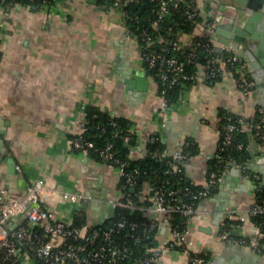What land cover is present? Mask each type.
Listing matches in <instances>:
<instances>
[{
  "label": "crops",
  "instance_id": "obj_1",
  "mask_svg": "<svg viewBox=\"0 0 264 264\" xmlns=\"http://www.w3.org/2000/svg\"><path fill=\"white\" fill-rule=\"evenodd\" d=\"M194 2L198 22L207 18L218 22V31L207 35L219 54L221 72L216 79L198 78L181 88L168 110L160 109L157 82L116 9L103 10L93 0H62L39 8L0 2V189L22 198L27 185L39 179L49 192L46 207L55 219L72 223L77 208L84 212L87 225L111 216L106 199L121 196L118 171L87 150L73 149L70 142V135L82 129L88 105L133 121L137 138L131 157L144 152L153 133L161 134L169 150L192 138L196 150L183 169L189 180L204 185L217 149L220 111L248 119L257 107H264V69L259 76L255 72L257 52H264V3L252 7L249 0ZM237 30L244 41L233 38ZM200 33V25L178 33L179 47H187ZM223 51L235 54L250 78L256 77L248 92L238 87L223 64ZM247 150L248 169L223 172L187 222L184 245L191 251H207L205 264H264V242L254 248L259 235L250 218L232 229L245 242L219 239L226 214L248 209L264 191V144L250 138ZM247 175L263 188L257 191ZM55 190L90 193L92 198L70 202ZM26 223L22 214L0 224V238L2 229ZM163 224L155 236L164 246L161 264H189L180 248L166 247L170 233Z\"/></svg>",
  "mask_w": 264,
  "mask_h": 264
},
{
  "label": "built area",
  "instance_id": "obj_2",
  "mask_svg": "<svg viewBox=\"0 0 264 264\" xmlns=\"http://www.w3.org/2000/svg\"><path fill=\"white\" fill-rule=\"evenodd\" d=\"M62 0H44L43 6H53ZM95 3L97 0H93ZM129 0H113L111 3H104L99 6L103 10L116 9L122 16L125 30L128 34L136 36L127 26V19L130 13L125 8ZM157 7L155 18L150 25L142 27L139 32L140 42L138 48L145 68L153 70L159 78L161 86L160 109L168 110L173 106V102H169L166 95L167 89L175 84L185 81H195L198 78H213L221 72V63L213 44L210 39L201 40L196 36L212 33L216 30V21L214 19H204L197 22L196 25L202 26L203 33L193 37L191 41L192 48L185 57L175 52L179 49L176 38H169L157 33L154 36L150 29L159 30V22L170 16L173 12L178 13L186 18H194L197 15L194 0H155ZM131 18H136L131 15ZM165 29L170 31V24L164 25ZM179 30L177 32L181 33ZM205 48L209 57L203 64L197 66L193 71H187L186 65L192 63L197 55V48ZM235 54H228L226 61L231 63L235 61ZM224 64V63H223ZM240 86L243 92H248L253 86V80H247L244 77V68H240ZM257 116L245 118L243 116L234 120L231 115L226 116V122L223 125L225 135L220 146L223 150L225 144L230 143L232 133L239 129L240 126H246L257 133V140L264 144V107L259 106L256 109ZM161 122V126H163ZM158 133V132H157ZM161 135L160 133H158ZM161 137V136H160ZM72 148L75 150H87L93 148L98 154L104 158L115 160V167L119 176L125 175V181L121 187V196L118 198H108L106 203L112 208V214L115 212V218H112L105 224L73 225L62 220L55 219L46 207L47 188L39 179L32 181L27 185L26 193L22 198H14L9 196L3 188L0 189V224L14 220L22 214H26L27 223L18 226L2 229L0 238V246L5 247V257L8 262L5 264H24V260L29 258V264H161L164 246L157 243L146 244L144 242L151 241V230L155 228L154 238L158 231V226L166 224L169 228L170 238L166 242L168 248H180L185 255L189 264H205V258L200 252L191 251L185 247L183 242L184 230L171 227L169 217L172 213H177L180 217L186 219L196 212L194 199L206 196L211 188H213L219 177L226 170L239 167L246 171L248 161L243 164L235 162H226L221 169L213 168L208 172L206 182L202 188L194 191L190 190L188 185L170 187L168 180L165 186L152 191L150 182H146L147 189L134 191V179L124 172V161H119L112 151V143L106 142L103 145H94L91 140L82 139L80 133L72 137ZM238 147L242 146L241 142L237 143ZM131 151V150H130ZM173 156L171 167L177 170L179 162L185 157L180 147L170 150ZM216 149L213 156L216 159L215 164L219 165L223 162L221 152ZM196 184V183H195ZM59 196L70 202H80L82 200L91 199L90 193H78L69 191H56ZM190 195V199L185 196ZM145 201L147 203H140ZM78 210L80 208H77ZM141 210L145 217L143 221H136L125 216L126 213ZM264 216V191L257 196L255 203L248 209L233 215L230 211L226 214L220 226L219 239L221 241H237L245 242V239L239 234H234L232 229L237 226L241 227L246 218L253 216ZM109 216L108 218H110ZM107 218V219H108ZM235 219L238 223L228 224L226 220ZM34 227L31 230L30 225ZM163 224V225H164ZM187 225V223H186ZM259 237L263 236L256 225ZM10 233L12 239L8 238ZM156 239V238H155ZM19 240L20 245L15 241ZM25 243L24 246L21 244ZM142 243V244H141ZM144 243V244H143ZM142 245V246H141ZM29 247V248H28ZM254 248L258 249L257 243ZM28 249L32 250L29 253Z\"/></svg>",
  "mask_w": 264,
  "mask_h": 264
},
{
  "label": "trees",
  "instance_id": "obj_3",
  "mask_svg": "<svg viewBox=\"0 0 264 264\" xmlns=\"http://www.w3.org/2000/svg\"><path fill=\"white\" fill-rule=\"evenodd\" d=\"M0 2L6 3L8 5L12 3H19L23 5H30L32 8H39L43 6L44 0H0ZM113 0H97V4L100 6L104 3H111ZM195 3V2H194ZM157 7V2L155 0H129L126 4L125 8L130 13V17L127 19V26L130 30L137 35V42H140V36L139 32L142 29V27H147L150 25L152 20L155 18V11ZM131 15L135 16L136 18H131ZM200 17L197 15L194 18H186L185 16H182L178 13H172L170 16L166 17L164 20L160 21L159 24V30H152L150 29L151 33L156 36L157 33L162 34L163 36L169 38L170 40H174L177 36V32L179 30L183 32H191L197 22L199 21ZM170 24L172 26V29L170 31L166 30L164 25ZM196 38L201 40H207L209 39V36L206 34L196 36ZM209 42H211L209 40ZM191 44V43H190ZM188 45L185 48H179L175 49L173 52L176 54L185 57L188 54V51H190L192 48H190L191 45ZM140 51V49H139ZM197 55L194 57V61L190 64L186 65L187 71H193L197 68L198 65L203 64L206 59L209 57V54L205 48H197ZM141 53V52H140ZM215 55L219 54L217 52H214ZM228 54H232L228 51H223L220 55L222 57L223 63L225 67L230 70L232 76L237 82L238 87L243 91V87L240 86L239 81L240 78V68L242 66L241 62L237 58L235 61H232L231 63L227 62L226 56ZM147 72H149L156 80L158 85V94L160 93L161 86L159 85V78L157 76V73L153 70H149L148 68ZM221 71V70H220ZM220 76L217 74L213 78L208 79H216ZM244 77L249 80L250 76L247 72L244 71ZM193 81H185L184 84L178 83L175 84L167 89L166 97L169 102H173L178 99L181 88L184 86H187ZM231 115L232 118L236 121H238V118L241 117L240 115H237L227 109L220 111V122H219V131H218V140H217V149L218 152L220 151V146L222 145V140L225 135V130L223 129V125L226 122V116ZM257 112L254 116H257ZM133 121L129 119L126 116H113L109 114L107 111L102 110L94 105H88L85 108V120L82 125V129L79 132L82 139L91 140L94 145H103L106 142L112 143V151L116 158H118L119 161H124V173L131 175V177L134 179V191H138L142 189V186L146 182H150L152 185V191L157 188H162L166 185L164 183L168 180V185L170 187L174 186H183L188 185L190 190L194 191L196 189L202 188V185L195 184L191 180H189L184 172L183 169V162L195 152L196 150V144L194 143V140L190 137H186L181 143L180 148L182 149L183 153L185 154V157L179 162V167L177 170H173L171 167V161L173 159L172 153L167 147L166 142H164L160 135L158 133H153L149 135V137L146 140L145 143V149L144 152L137 156V157H131L130 156V148L135 144L137 134L132 127ZM76 134H71L70 138L75 137ZM250 138H255L257 140V133H255L252 129L246 127V126H240L239 129L235 130L232 133V139L230 143H227L224 145L223 150L220 151L221 155L223 157V162L219 165H216V159L214 156L209 160V167L207 170L208 172L213 169H221L226 162H235L236 164H243L244 162L249 160V153L247 150V143ZM241 142L242 146L238 147L237 143ZM87 152L94 158L102 160L104 162L109 163L110 165L116 167L117 162L115 160H111L108 158H104L98 154L96 150H93V148H88ZM125 175H122L119 177L118 185L121 188L124 181H125ZM207 178V176H206ZM216 186V185H215ZM214 186V187H215ZM214 187L211 188L209 193L206 196L198 197L194 199L195 207H198L199 201L203 197H207L211 195V193L214 191ZM186 199H190V195L185 196ZM140 203H147L145 201H141ZM115 212L113 215L104 220L101 224L107 223L112 218H115ZM126 217L129 219L136 220L138 222L145 220L147 217L144 216L143 212L141 210H135L129 213L125 214ZM250 219L254 222L255 225H257L260 229V231H263L264 233V216H253L250 217ZM171 227L178 228L179 230H184L186 228V219L180 217L177 213H172L169 217ZM228 224L238 223V220L235 219H229L226 220ZM82 223H85V215L82 209H79L75 211L74 218L72 221L73 225H80ZM154 232L155 228L151 230V241H146L144 243L148 244H155L156 239L154 238ZM8 238L12 239L10 233H8ZM264 242V234L263 236L259 237L257 240V246L261 247L262 243ZM16 244H19L20 241H15ZM143 243V244H144ZM142 244V243H141ZM20 245V244H19ZM22 246L25 245V243L21 244ZM142 246V245H141ZM29 248V247H28ZM29 253H32V250L28 249ZM5 247L2 245L0 246V264H5L8 262V259L5 257ZM202 256L205 258V263L209 257V253L207 251L200 252ZM16 264L20 262V260L17 258L15 260Z\"/></svg>",
  "mask_w": 264,
  "mask_h": 264
},
{
  "label": "water",
  "instance_id": "obj_4",
  "mask_svg": "<svg viewBox=\"0 0 264 264\" xmlns=\"http://www.w3.org/2000/svg\"><path fill=\"white\" fill-rule=\"evenodd\" d=\"M251 2H252V3H251ZM263 3H264V0H249L248 5H250V6H252V7H257V5H258V6H261ZM215 21H216V20H215ZM217 27H218V22L216 21V30L218 31ZM216 30H215V31H216ZM237 32H238V30H237ZM233 38H234L235 40H238V41H244V40H245V37H244L243 35H240V32H238V34H234V35H233ZM263 54H264V52H262V51H258V52H257V57H258V61H259V63H258V67H257V65L255 66V68H256L255 72H256V74H257L258 76L261 75V73L263 72V69H264V60L261 58V56H262ZM253 67H254V65H253ZM249 69H250V68H249ZM252 77H253V80H255V81L257 82L256 77H255L254 75H252ZM231 169H237V167H233V168H231ZM231 169H230V170H231ZM247 177H248L251 181L254 182V188H255L257 191H259V190H261V188H263V186H262L260 183H258L256 179H253V178L251 177V175H247ZM33 227H34V225L31 224V225H30V229L32 230Z\"/></svg>",
  "mask_w": 264,
  "mask_h": 264
},
{
  "label": "rangeland",
  "instance_id": "obj_5",
  "mask_svg": "<svg viewBox=\"0 0 264 264\" xmlns=\"http://www.w3.org/2000/svg\"><path fill=\"white\" fill-rule=\"evenodd\" d=\"M24 264H29V258L24 260Z\"/></svg>",
  "mask_w": 264,
  "mask_h": 264
}]
</instances>
